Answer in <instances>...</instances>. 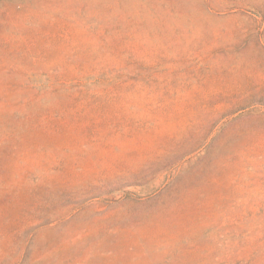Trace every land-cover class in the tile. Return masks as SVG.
I'll list each match as a JSON object with an SVG mask.
<instances>
[{
  "label": "rangeland",
  "instance_id": "rangeland-1",
  "mask_svg": "<svg viewBox=\"0 0 264 264\" xmlns=\"http://www.w3.org/2000/svg\"><path fill=\"white\" fill-rule=\"evenodd\" d=\"M0 264H264V0H0Z\"/></svg>",
  "mask_w": 264,
  "mask_h": 264
}]
</instances>
